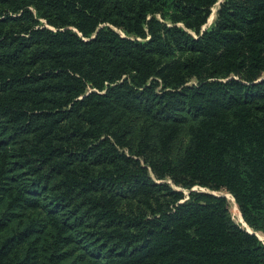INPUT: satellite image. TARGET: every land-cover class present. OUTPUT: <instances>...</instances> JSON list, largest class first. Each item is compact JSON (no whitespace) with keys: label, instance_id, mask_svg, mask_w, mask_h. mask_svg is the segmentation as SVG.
Here are the masks:
<instances>
[{"label":"trees","instance_id":"obj_1","mask_svg":"<svg viewBox=\"0 0 264 264\" xmlns=\"http://www.w3.org/2000/svg\"><path fill=\"white\" fill-rule=\"evenodd\" d=\"M218 1L0 0V264H264V0Z\"/></svg>","mask_w":264,"mask_h":264},{"label":"rangeland","instance_id":"obj_2","mask_svg":"<svg viewBox=\"0 0 264 264\" xmlns=\"http://www.w3.org/2000/svg\"><path fill=\"white\" fill-rule=\"evenodd\" d=\"M215 11H216V7H214V8L212 9V15H211V17L208 19V22H207V24H206L205 27L210 26V24L212 23L213 18H214V13H215ZM195 190H196V191H200V192H207V193H210L208 190H205V189L195 188ZM212 194H213V195H217V196H226L225 198H226L227 201H228V207H229V211H230V213H231L232 219H233L236 223L240 224L241 227L245 228L244 225H243L241 222H239V220H238L237 211L235 210V205H234L233 200L231 199V197H230L229 195H227L225 192H213Z\"/></svg>","mask_w":264,"mask_h":264},{"label":"bare ground","instance_id":"obj_3","mask_svg":"<svg viewBox=\"0 0 264 264\" xmlns=\"http://www.w3.org/2000/svg\"><path fill=\"white\" fill-rule=\"evenodd\" d=\"M231 199H232V198H231ZM232 200H233V199H232ZM233 203H234V201H233ZM234 204H235V203H234ZM235 210L237 211L236 206H235ZM237 216H238V220H239V222H241L243 225H245V224L242 222L240 215H238V212H237ZM245 228H246L247 230L251 231L249 228L246 227V225H245ZM257 235H258V234H257ZM259 237H260V235H259Z\"/></svg>","mask_w":264,"mask_h":264},{"label":"crops","instance_id":"obj_4","mask_svg":"<svg viewBox=\"0 0 264 264\" xmlns=\"http://www.w3.org/2000/svg\"><path fill=\"white\" fill-rule=\"evenodd\" d=\"M235 205V204H234ZM236 206V205H235ZM236 209H237V206H236ZM237 212H238V215H240L239 214V211H238V209H237ZM243 222V221H242ZM250 232H252V231H250ZM256 235H257V237L259 238V239H262V238H264L260 233H255ZM259 235H260V237H259Z\"/></svg>","mask_w":264,"mask_h":264},{"label":"water","instance_id":"obj_5","mask_svg":"<svg viewBox=\"0 0 264 264\" xmlns=\"http://www.w3.org/2000/svg\"><path fill=\"white\" fill-rule=\"evenodd\" d=\"M221 2H222V0H219L218 3H217V5H219ZM210 17H211V16H210ZM205 28H206V27L204 26L202 30H204ZM194 189H195V188H194ZM225 197H226V196H225ZM244 227H245V225H244ZM245 229H246V228H245ZM246 231H247V232H250V231L247 230V229H246Z\"/></svg>","mask_w":264,"mask_h":264},{"label":"built area","instance_id":"obj_6","mask_svg":"<svg viewBox=\"0 0 264 264\" xmlns=\"http://www.w3.org/2000/svg\"><path fill=\"white\" fill-rule=\"evenodd\" d=\"M261 240H262V241H263V243H264V238H262Z\"/></svg>","mask_w":264,"mask_h":264}]
</instances>
